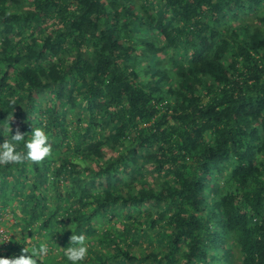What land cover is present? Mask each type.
I'll use <instances>...</instances> for the list:
<instances>
[{"label": "trees", "instance_id": "trees-1", "mask_svg": "<svg viewBox=\"0 0 264 264\" xmlns=\"http://www.w3.org/2000/svg\"><path fill=\"white\" fill-rule=\"evenodd\" d=\"M6 124L52 152L0 167V256L264 264V0H0Z\"/></svg>", "mask_w": 264, "mask_h": 264}, {"label": "clouds", "instance_id": "clouds-1", "mask_svg": "<svg viewBox=\"0 0 264 264\" xmlns=\"http://www.w3.org/2000/svg\"><path fill=\"white\" fill-rule=\"evenodd\" d=\"M13 119V114L9 113L6 119L8 123ZM30 137L26 138L25 133L18 129L13 134L12 128L7 124L4 126L3 132L0 135L7 137L0 143V167L10 164H20L25 160L33 162H41L52 152V145L49 142L50 137L44 126L34 127L30 132ZM22 145V148L20 146ZM20 149V150H18ZM64 218L61 216L57 221L56 233L61 234L64 227L58 224V221ZM72 235L69 237V243L63 247V256L70 264H84L89 255V243L85 234L78 233L75 226L71 223L68 225ZM47 235L46 233L44 234ZM12 234L8 236L0 235V245L12 239ZM16 238V237H15ZM25 245L19 255L0 256V264H43L44 257L48 254L49 248L47 243H41L39 248L34 244Z\"/></svg>", "mask_w": 264, "mask_h": 264}, {"label": "rangeland", "instance_id": "rangeland-1", "mask_svg": "<svg viewBox=\"0 0 264 264\" xmlns=\"http://www.w3.org/2000/svg\"><path fill=\"white\" fill-rule=\"evenodd\" d=\"M16 210H17V208H16ZM10 211H11V208H8V211H6L7 214L2 215V220L0 219V232H2L4 229H6V231H4L5 234H3L4 236H8L10 234H13L12 229H11V223L14 222L15 216ZM3 220L6 222L3 223L4 222Z\"/></svg>", "mask_w": 264, "mask_h": 264}, {"label": "built area", "instance_id": "built-area-1", "mask_svg": "<svg viewBox=\"0 0 264 264\" xmlns=\"http://www.w3.org/2000/svg\"><path fill=\"white\" fill-rule=\"evenodd\" d=\"M3 232V231H2ZM1 233V232H0Z\"/></svg>", "mask_w": 264, "mask_h": 264}]
</instances>
